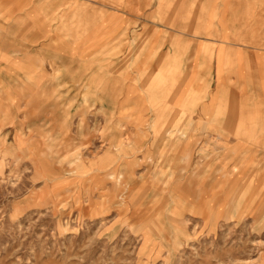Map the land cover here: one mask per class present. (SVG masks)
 Masks as SVG:
<instances>
[{
  "label": "crops",
  "instance_id": "0c3cea01",
  "mask_svg": "<svg viewBox=\"0 0 264 264\" xmlns=\"http://www.w3.org/2000/svg\"><path fill=\"white\" fill-rule=\"evenodd\" d=\"M71 63H93L95 112L113 142L104 147L131 149L124 170L137 194L149 162L164 188L174 168L181 196L264 189V0H0V130L18 101L70 83L58 72ZM119 135L130 139L122 152Z\"/></svg>",
  "mask_w": 264,
  "mask_h": 264
},
{
  "label": "rangeland",
  "instance_id": "374dc122",
  "mask_svg": "<svg viewBox=\"0 0 264 264\" xmlns=\"http://www.w3.org/2000/svg\"><path fill=\"white\" fill-rule=\"evenodd\" d=\"M71 65L58 72L70 83L18 101L23 108L0 130V264H264V189L211 198L184 179L196 194L181 196L174 168L164 188L149 162L137 194L132 168L124 170L131 149L124 158L104 147L113 142L95 112L93 63ZM116 140L122 152L130 139ZM110 150L113 161L96 163ZM96 167L100 177L107 168L123 177L96 180Z\"/></svg>",
  "mask_w": 264,
  "mask_h": 264
}]
</instances>
